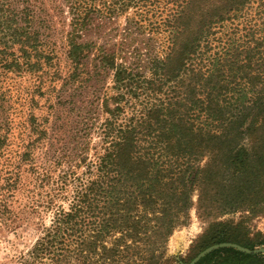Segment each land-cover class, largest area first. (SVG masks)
Returning <instances> with one entry per match:
<instances>
[{
  "label": "trees",
  "instance_id": "trees-1",
  "mask_svg": "<svg viewBox=\"0 0 264 264\" xmlns=\"http://www.w3.org/2000/svg\"><path fill=\"white\" fill-rule=\"evenodd\" d=\"M68 1L66 83L82 79L85 59L96 49L79 39L97 16L111 18L135 6V30L162 29L168 45L160 57L146 60L135 50L97 47L93 68L112 74L111 92L101 104L104 146L92 161L79 156L60 176L46 168L34 174L32 209L43 205L52 214L20 264H189L213 244L253 249L262 243L249 237L245 222L264 203V138L256 135L258 122L264 124V27L253 46L254 73L244 70L249 55L240 58L227 49L225 67L217 52L201 68L190 67L201 40L233 22L247 0H173L159 22L147 24L143 16L156 0L148 6L145 0ZM207 3L213 7L205 8ZM4 26L9 28L6 21ZM37 42L35 31L33 49ZM243 136L259 147L234 164L230 153ZM192 208L206 223L203 233L185 257L167 256L168 238L187 224ZM236 211L242 213L237 222L220 219ZM0 217L21 219L5 204ZM196 264H264V254L219 247Z\"/></svg>",
  "mask_w": 264,
  "mask_h": 264
},
{
  "label": "rangeland",
  "instance_id": "rangeland-1",
  "mask_svg": "<svg viewBox=\"0 0 264 264\" xmlns=\"http://www.w3.org/2000/svg\"><path fill=\"white\" fill-rule=\"evenodd\" d=\"M94 1L97 5L101 4L98 1L109 2ZM149 1L152 0H145L147 6ZM156 1L158 5L143 16L146 24L159 22L173 0ZM210 4L205 8H212ZM68 5V0H0V207L5 204L21 217L12 222L0 217V264H20L27 258L40 228L50 221L52 209L43 205L37 207V212L32 209L30 189L37 184L34 174L46 168L55 178L78 163L79 156L92 161L95 149L104 146L99 129L105 118L101 104L103 94L111 92L112 74L93 68L97 47L106 51L124 49L127 53L135 50L146 60L147 56L160 57L168 45L162 26L153 34L135 30V6L111 18L97 16L79 39L82 43H94L96 49L85 59L82 79L66 83L70 70L65 39L70 18ZM232 20L216 26L207 39L201 40L190 67L201 68L214 52L225 58H221L225 67L229 56L223 53L227 49L236 50L235 54L240 52V58L249 55L248 60L242 61L248 64L244 70L254 73L253 46L264 27V0H247ZM4 21L8 29H2ZM35 31L39 42L33 49L31 37ZM36 59L39 62L31 67ZM245 84L251 86V79H246ZM258 125L256 135L264 138V124ZM249 143L248 136H243L230 153L234 164L252 156L259 147ZM22 185H26L28 193L17 190ZM241 215L238 211L229 212L220 219L237 222ZM247 219L249 237L257 242L262 240L254 248H263L264 203L261 211ZM205 227L206 223L192 208L187 224L177 227L168 238L167 256L185 257Z\"/></svg>",
  "mask_w": 264,
  "mask_h": 264
},
{
  "label": "water",
  "instance_id": "water-1",
  "mask_svg": "<svg viewBox=\"0 0 264 264\" xmlns=\"http://www.w3.org/2000/svg\"><path fill=\"white\" fill-rule=\"evenodd\" d=\"M219 247H233L238 251H241L246 254H263L264 253V247L263 248H254L249 249L245 248L243 246H240L238 244L234 243H219V244H213L204 250L200 251L192 260L189 262V264H196L202 257H204L206 254L210 253L212 250H215Z\"/></svg>",
  "mask_w": 264,
  "mask_h": 264
}]
</instances>
